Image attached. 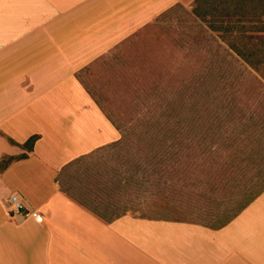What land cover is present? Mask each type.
I'll list each match as a JSON object with an SVG mask.
<instances>
[{"label":"crops","instance_id":"obj_1","mask_svg":"<svg viewBox=\"0 0 264 264\" xmlns=\"http://www.w3.org/2000/svg\"><path fill=\"white\" fill-rule=\"evenodd\" d=\"M200 2L0 0V264H264V188L212 228L108 218V198L91 184L121 137L101 88L213 48ZM10 193L21 210H9Z\"/></svg>","mask_w":264,"mask_h":264},{"label":"rangeland","instance_id":"obj_2","mask_svg":"<svg viewBox=\"0 0 264 264\" xmlns=\"http://www.w3.org/2000/svg\"><path fill=\"white\" fill-rule=\"evenodd\" d=\"M215 1L196 7L217 29L213 48L101 88L100 106L121 130L112 162L92 173L103 177L91 184L107 196L108 218L130 212L216 228L264 188V62L255 70L230 48L255 53L264 17L226 30L238 15H218Z\"/></svg>","mask_w":264,"mask_h":264},{"label":"trees","instance_id":"obj_3","mask_svg":"<svg viewBox=\"0 0 264 264\" xmlns=\"http://www.w3.org/2000/svg\"><path fill=\"white\" fill-rule=\"evenodd\" d=\"M200 1L208 0H199V2ZM215 2V8H218L219 10L218 15H238V17L232 23L225 24L223 28L226 30H232L236 28L239 31H243L246 27L240 24V22H253L254 20H260V17H264V0H228V2L227 0H216ZM194 12L197 16L201 17L202 20L206 21V11L203 13L200 9L198 10L195 8ZM209 24L212 30H217L211 25V23ZM263 28L264 26H262L260 31H263ZM257 46L258 48L255 53H247L244 49H240V47L236 46L235 44H230V48L236 53V55L255 70H258V65L264 62V39H261ZM36 139V135L29 137L23 146L30 150ZM24 155L25 154H22L21 156ZM7 163L8 160L2 161L0 166L4 167Z\"/></svg>","mask_w":264,"mask_h":264},{"label":"built area","instance_id":"obj_4","mask_svg":"<svg viewBox=\"0 0 264 264\" xmlns=\"http://www.w3.org/2000/svg\"><path fill=\"white\" fill-rule=\"evenodd\" d=\"M4 201L11 211H19L24 207L20 197L16 193L8 194ZM31 215L36 219H40V217L35 212H32Z\"/></svg>","mask_w":264,"mask_h":264}]
</instances>
